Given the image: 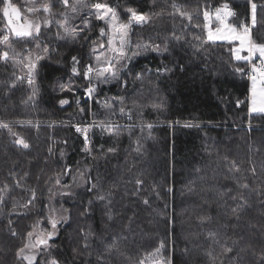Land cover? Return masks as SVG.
<instances>
[{"label": "trees", "instance_id": "1", "mask_svg": "<svg viewBox=\"0 0 264 264\" xmlns=\"http://www.w3.org/2000/svg\"><path fill=\"white\" fill-rule=\"evenodd\" d=\"M72 2L75 3L76 0ZM96 2L98 0H80L81 5L88 6L83 8L82 14L91 10ZM99 2H107L112 6L118 4V11L125 21L128 16L125 8L128 6L145 13L160 12L162 8H166L161 17L152 18L153 22L146 26L143 37L147 40L149 35L158 36L156 42L161 44L167 38L171 41L169 52L162 56L149 52L137 57L132 73L127 75L126 88L118 87L116 83L100 85L95 93V100L83 103L86 99L83 86L87 81L82 77L72 76L71 56L78 55L87 63L91 38L78 43L57 39L58 32L63 35V28L60 26L64 24V17L59 13L64 9L57 0L33 1V5L41 8L56 5L53 8V27H42L45 33L42 40L54 51L52 59L45 62L48 65L47 77L37 81L39 91L34 98L35 103H24L31 93L26 80L23 84L17 83L16 87H12L15 76L23 75L19 67L14 68L11 60L7 64L0 61V122L9 123L12 131L30 144L29 149H22L14 144L16 137L9 135L7 129L0 128V192L7 193L4 204H0V264H16V249L22 246V237L26 238L27 232L33 230L32 226L38 219L40 227L48 229L49 189L52 190L56 185L58 175L64 183L74 187L71 189L74 195L59 194L60 199L56 196L57 206L70 218L58 225V235L53 239L56 247L51 249L58 259L67 264H88L89 260L96 264L95 252L89 256L86 252L74 255L72 251L74 247H83L81 231L86 232L91 228L94 235L89 240L93 249L103 251L102 238L109 240L113 236V229H119L121 222L127 223V217L134 207L139 209V226L136 227V232H143V236L137 235L136 240L149 252L159 247L161 241H165L170 249L174 240L176 264H210L205 252L212 244L207 235L212 230L231 237L227 240L228 245H232L233 240L237 241L235 251L230 255L241 257L240 264H257L260 253L264 250V196H261L264 193V167L261 166L264 162V115H252L248 111L249 81L247 77L242 80L233 73L229 64L231 53L228 49L231 45L207 42L203 29L205 6L214 11L216 6L226 2L236 12V17L230 21L238 25L246 19L248 0ZM254 2L258 6L264 4V0ZM17 3L23 7L26 5L22 0H17ZM173 3L190 13L194 18L193 22L200 23L199 29L191 31L201 34L209 47L207 68L202 58L204 54H193L190 34L185 37L189 43L172 39L173 30L180 35L190 23L171 7ZM67 11L70 13L71 9ZM258 13L264 15L260 13L259 7ZM43 16L44 13L38 12L32 18L40 17L42 22ZM91 22L93 25L101 23L94 17ZM71 23L76 31L84 29V24L78 19ZM5 29L6 22L0 13V36ZM82 34L86 35L87 30ZM139 34L140 30L134 29L133 39ZM257 35L264 37V29L257 32ZM98 36L99 29L93 28L92 37ZM11 39L16 51H22L23 45L16 42L17 38ZM81 44L86 46L81 47ZM4 50V46L0 45V52ZM146 65L151 69L150 72L145 70ZM157 68L162 70L158 73ZM137 73H143L139 80L135 79ZM41 76H44L43 72ZM70 80L78 90L76 95L60 92L59 84H68ZM113 97L125 98L123 103L127 109H131V120L127 116L121 117V102L118 99L113 101ZM61 98L69 99L70 103L61 107ZM106 98L113 104L114 114L103 106ZM77 99L81 100V106L85 109L91 108L87 115L80 112ZM134 100L137 102L135 105ZM237 100L243 102L239 107ZM154 102L161 103L162 107L153 109ZM93 113L97 121L111 120L119 124L120 135L102 133L98 127L91 129L89 135L94 155H86L80 150L83 145L82 137L70 124L61 122L83 119L91 124ZM27 121L32 123L28 124ZM53 121L57 123L52 124ZM142 122L151 123L152 127L141 130ZM185 123L199 126L186 127ZM137 138H140L142 145L140 153L132 151L137 147ZM100 145H103L102 151ZM109 147H115L116 152L108 153ZM61 150L64 152L63 156ZM225 155L229 158L228 163L235 160L239 167V172L235 175L240 176V183L247 184L248 188H238L235 181L224 180L227 172L224 167ZM65 167L71 169L70 174H63ZM81 172L86 177L90 176L91 182L81 178ZM74 177L77 185L73 181ZM137 178L144 181L140 186L143 189L141 196L150 198L151 208H147L142 202L132 204L130 201L136 197L125 195L126 190L131 191L136 187ZM17 180L23 187L16 186ZM96 182L99 184L97 191L113 193L115 212L112 221L104 215L102 205L105 202L94 201L91 213L82 215V210L89 207L88 202L93 199V193L86 189ZM218 183L230 186L234 190L233 194L236 191L244 193L243 200L238 199L235 203L230 199L227 201L229 207L226 211L232 217L227 222L229 225L238 223L239 227H222L225 220L223 210L218 209L213 202L219 198L215 191ZM31 190H35L37 196L35 206L29 205L31 211L17 207V212L21 215L10 216L13 202L17 205L26 204L31 197ZM236 203L244 205L239 221L235 220L231 211ZM124 205H127V211L121 221L120 214L124 212ZM201 210L212 217L211 224L199 226L198 216ZM173 217L174 234L171 231L173 225L168 223ZM9 220L20 235L11 236ZM132 250L136 251L134 248ZM216 251L219 252L220 248L217 247ZM144 254L140 252V255ZM216 264H231V261L217 259Z\"/></svg>", "mask_w": 264, "mask_h": 264}, {"label": "snow or ice", "instance_id": "2", "mask_svg": "<svg viewBox=\"0 0 264 264\" xmlns=\"http://www.w3.org/2000/svg\"><path fill=\"white\" fill-rule=\"evenodd\" d=\"M57 2L64 9L59 14L64 17V24L60 27L63 28V35L57 34V39L65 40L67 42L78 43L81 40L89 41L91 38V47L89 48V60L87 63L83 62V58L78 55L71 56V73L73 77H82L87 83L83 86L84 91L83 95L86 98L83 103H88L89 101L95 100V93L98 91L100 85H110L116 83L118 87L126 88L127 86V75L132 73V67L134 61L137 57L141 55H147L149 52L155 53L158 56L169 52V46L171 41L167 38L164 39L163 43H157L156 40L158 36L147 37V40L143 37V32L146 26H149L153 22V17H161L162 14L167 10L162 8L160 12L149 11L147 13L140 12L136 8L128 6L125 8V11L128 13V16L125 19L121 17V14L118 11L119 5L112 6L107 2H96L91 6V10L86 13H83V8L88 7L87 5H81L80 0H76L75 3L72 0H57ZM55 4L45 5L42 8L36 7L33 5L28 8L27 11L31 13H44L42 22L36 21H26L24 24L18 23L21 18V11L16 4L10 2V0H2V7H0V13L6 21V29L4 34L0 36V45H3L6 50L0 52V61H3L5 64L9 60L13 62V67H19L20 72L23 75L15 76V82L12 84V87H16L17 83L23 84L24 81H27V85L31 90L28 100L24 101L25 104L28 102L35 103V96L37 95L39 88L36 86L38 79L47 77L48 65L46 61L52 59V49L50 46L44 44L42 37L45 35L43 28L51 29L53 27L52 19L55 16L53 8ZM155 5H153V8ZM173 9L181 17H186L190 22L188 26L185 27V30L182 34L177 35L175 30L172 33V39L176 42L182 40L185 43H189L185 37L187 35L192 36V41L190 47L194 50V55L201 56L203 53V61L205 63V68H207L209 62V47L206 45L204 37L197 33L191 31V29H199L201 27L199 22H193V16L181 10V6L173 3L171 5ZM258 7L260 13H264V4L258 6L254 0H248V13L244 22L233 25L227 23L230 17H234L236 13L225 3H221L219 6H216L214 11L208 10L205 6L203 11V29L206 32V40L209 42L215 41H227L229 44H235L234 47L228 49L231 53V59L229 61L230 67L233 70V73L239 75L243 80L247 77L250 82L248 87L249 93V102H248V111L249 113L260 112L264 113V37L257 35L261 29H264V15L258 13ZM71 9L69 13L67 10ZM169 15H173L169 13ZM259 16V18H258ZM98 23L96 25L92 24V18ZM79 20L84 24V29L76 31L75 26L71 23L73 20ZM219 25L214 30L210 26L212 20ZM37 21H41L40 17L36 18ZM93 28L99 29V36L92 37ZM87 30V34L83 35L84 30ZM134 29H139L140 34L134 40ZM11 37H15L16 42L23 45L22 51H16L13 47V41ZM33 45L35 47H33ZM86 45L81 44V47ZM134 49V50H133ZM102 50V51H101ZM242 53H247L243 55ZM94 57V62L92 58ZM235 62V63H233ZM145 70L150 72L151 69L146 65ZM162 69L157 68L159 73ZM166 70V68L164 69ZM181 70L183 68L181 67ZM214 71V69H213ZM44 73V76H41V73ZM143 73H137L135 79L139 80L142 78ZM60 92H71L73 95L77 94V89L73 87L71 80L68 84L60 83L59 84ZM142 94V93H141ZM120 100V114L121 117L127 116V119L131 120L132 116L130 115L131 109H127L124 106V97H113L112 100ZM99 103L100 101H96ZM69 99L61 98L59 100V105L63 107L64 105L69 104ZM134 105L137 103L133 101ZM243 103L240 100H237V107ZM77 106L80 108V112L84 115H87L91 108L85 109L81 106V100H76ZM103 106L114 114L115 109L113 104L109 102L106 98L103 101ZM153 109H160L162 107L161 103L154 102L152 104ZM24 123V122H21ZM26 123L31 124V121ZM57 123L53 121L52 124ZM65 125H71L79 136L82 137L83 145L81 151L86 155H94L92 148V138L89 135L90 130L93 128H99L101 132H107L109 135H120V125L112 122L111 120H100L95 119V113H93V120L91 124L83 121L73 122L71 120L63 121ZM186 127L199 125H192L190 123H185ZM218 126V125H217ZM151 128V123H141V130L143 128ZM0 128L7 129L9 135L16 137L14 144L20 146L22 149H29L30 144L23 138L17 136L15 132L12 131V128L9 123L0 122ZM137 147L132 149V151L140 153L142 145L140 144V138L136 140ZM101 151L103 150V145H100ZM51 154V148L49 149ZM108 153L116 152L115 147H109L107 149ZM64 155L63 150H61V156ZM225 165L227 172L224 174L225 181H235L238 188H248L247 184H241V177L235 175L239 172V167L233 159L228 163L229 158L225 155L224 157ZM219 166V165H218ZM262 167H264V162H262ZM200 171V169H197ZM71 169L65 167L64 175L70 174ZM253 175H255V169L252 170ZM27 176V174H25ZM81 178L86 182H91L90 176H84V173H80ZM74 183L76 178H73ZM55 183L59 185L61 189L65 191H60L61 196H72L74 193L71 191L72 185L64 183L59 175L56 178ZM131 183V181H127ZM144 183L143 180L137 178L135 180L136 187L131 191L126 190L125 195L136 197L135 200L130 201L132 204H138L142 202L147 208L152 207V201L147 196H141L143 189L140 187ZM17 187H23L19 180H17ZM7 188L8 186L5 185ZM99 189L98 182L91 183L90 187H87L86 191L93 193V199L89 200V207H86L82 210V215H88L92 211V205L94 201L105 202L102 207L104 208V215L107 216L109 221L114 219V200L112 199V192H102L97 191ZM28 191L27 188L24 189ZM191 191V189H190ZM215 191L218 193L219 198L214 200L218 209L223 210V215L225 217L222 227H239V224H228V220L231 219L226 211L229 207L227 201L230 199L234 203L240 199L243 200L244 193L242 191H236L228 186L227 184H216ZM51 193L52 190L49 189ZM7 193L0 192V204H4L5 196ZM261 196H264V193H261ZM37 200L36 191L31 190V197L28 199L27 203L24 205H17L13 202L12 210L9 213L21 215L17 212V207H24L31 211L29 205L35 206V201ZM208 202V201H206ZM46 207H48L46 205ZM209 207L211 203L209 202ZM238 209L240 211H238ZM244 205L236 203L235 207H232L231 211L236 221H239L241 216L240 212L243 211ZM138 208H133L130 216L127 217V223L120 224L119 229H113V236L109 240H104L102 238V243L104 244L103 251L99 249H93L89 237L94 235L89 228L88 231H81L82 236V249L73 248L74 255H81L85 252L89 256L95 252L96 264H176L175 261V241L173 240L170 249L169 245L165 241H161L159 247L153 248L150 252L143 248L142 245H139L136 236H143V232H136V227H138ZM67 211V209H65ZM127 211V205H124V212L121 215V221L123 216ZM155 211V209H153ZM56 210L54 208H49L48 223L51 226V230H45L41 228L37 231L39 227V219L36 224H34L33 230L27 232L26 238H23L22 246L16 249L15 257L16 264H67L66 261H61L58 259L51 251L55 248L53 238L58 235L59 229L58 224L61 221H66L70 217L60 215L58 218L55 215ZM166 214V213H165ZM200 221V227H203L205 223L211 224L212 217L208 215L204 210H201L200 215L198 216ZM168 223L173 225L171 231L174 234V217L171 218ZM135 226V227H134ZM9 229L11 236L16 237L20 235L13 227L12 221L9 220ZM208 237L211 239L212 244L206 250L205 254L209 257L210 264H216L217 259L231 261V264H240L241 257L238 255L236 257L231 256L230 254L235 251L237 241L233 240L232 245L227 244V240L231 237L226 235H221L218 231L209 230L207 232ZM35 237V239H33ZM50 241H53L50 243ZM122 242H127L123 243ZM129 245L132 247L130 248ZM219 247L220 251L217 252L216 248ZM136 249L133 251L132 249ZM40 255H44L46 258L41 262L38 260L37 251ZM140 252H144V255H140ZM88 264H92V261L89 260ZM257 264H264V250L260 253V259L257 261Z\"/></svg>", "mask_w": 264, "mask_h": 264}, {"label": "rangeland", "instance_id": "3", "mask_svg": "<svg viewBox=\"0 0 264 264\" xmlns=\"http://www.w3.org/2000/svg\"><path fill=\"white\" fill-rule=\"evenodd\" d=\"M26 5H25V7H23V6H19V4L17 3V0L16 1H14V0H10V2H12V3H14V4H16L17 5V7L20 9V11H21V18H20V20H19V22L18 23H20V24H24L26 21H36V22H41V21H37L35 18L33 19L32 17H34V15H35V13H31V12H29V11H27V9L28 8H30L32 5H33V1L34 0H22ZM6 22V21H5ZM227 23H229V24H233V25H236V24H234V22L233 21H227ZM210 26L212 27V29L214 30L216 27H219V25L216 23V22H214V23H212V21L210 22ZM6 27H7V25H6ZM205 32V31H204ZM12 38V37H11ZM205 38H206V32H205ZM207 41V40H206ZM207 42H209V41H207ZM212 43H226V44H229L227 41H215V42H212ZM229 45H231V47H234L235 46V44H229ZM102 51V50H101ZM243 55H246L247 53H242ZM93 59V62H94V57L92 58ZM250 83V82H249ZM105 86H107V85H105ZM249 99H250V97H249ZM89 102H91V101H89ZM252 115H264V113H260V112H253V113H251ZM77 182V181H76ZM79 182H80V180H79ZM76 184V183H75ZM77 185V184H76ZM71 189H74V187H72ZM62 189L59 187V185H55V186H53V188H52V192H51V194H50V208H54L55 210H56V212H55V215L57 216V218L60 216V215H64L65 216V213H64V211L59 207V206H57V201H56V196L58 197V199H60L59 198V192L61 191ZM49 213V212H48ZM65 221H61V223H64ZM60 223V224H61ZM59 225V224H58ZM41 229V227H40V225H39V227L37 228V231H39ZM45 230H48V231H50L51 230V226H50V224H49V227H48V229H45ZM55 238V237H54ZM53 238V239H54ZM33 239H35V237H33ZM37 251V254H38V260L39 261H43L46 257L44 256V255H40L39 254V251L38 250H36ZM24 264H26V262H24Z\"/></svg>", "mask_w": 264, "mask_h": 264}, {"label": "crops", "instance_id": "4", "mask_svg": "<svg viewBox=\"0 0 264 264\" xmlns=\"http://www.w3.org/2000/svg\"><path fill=\"white\" fill-rule=\"evenodd\" d=\"M229 21H230V18H229ZM214 22H215V20L213 19V20H212V23H214Z\"/></svg>", "mask_w": 264, "mask_h": 264}, {"label": "built area", "instance_id": "5", "mask_svg": "<svg viewBox=\"0 0 264 264\" xmlns=\"http://www.w3.org/2000/svg\"><path fill=\"white\" fill-rule=\"evenodd\" d=\"M234 12H235V11H234ZM235 13H236V12H235ZM235 17H236V15H235L234 17H230V19H231V18H235Z\"/></svg>", "mask_w": 264, "mask_h": 264}]
</instances>
